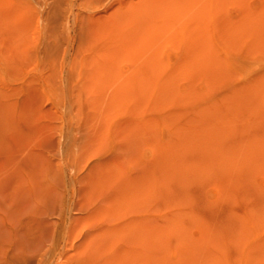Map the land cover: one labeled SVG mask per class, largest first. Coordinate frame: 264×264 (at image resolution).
Returning <instances> with one entry per match:
<instances>
[{
    "label": "rangeland",
    "instance_id": "obj_1",
    "mask_svg": "<svg viewBox=\"0 0 264 264\" xmlns=\"http://www.w3.org/2000/svg\"><path fill=\"white\" fill-rule=\"evenodd\" d=\"M0 264H264V0H0Z\"/></svg>",
    "mask_w": 264,
    "mask_h": 264
}]
</instances>
